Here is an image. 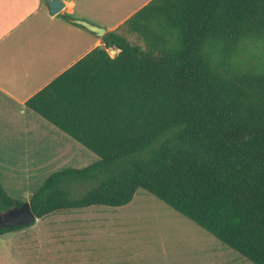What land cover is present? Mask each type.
I'll return each instance as SVG.
<instances>
[{
    "label": "trees",
    "instance_id": "trees-1",
    "mask_svg": "<svg viewBox=\"0 0 264 264\" xmlns=\"http://www.w3.org/2000/svg\"><path fill=\"white\" fill-rule=\"evenodd\" d=\"M122 26L144 47L107 31L26 101L98 157L49 175L32 212L119 208L143 190L264 264V0H151ZM23 203L0 183V215Z\"/></svg>",
    "mask_w": 264,
    "mask_h": 264
},
{
    "label": "crops",
    "instance_id": "crops-1",
    "mask_svg": "<svg viewBox=\"0 0 264 264\" xmlns=\"http://www.w3.org/2000/svg\"><path fill=\"white\" fill-rule=\"evenodd\" d=\"M60 1L63 8L52 16L45 0H0V164L3 166L13 162L12 153H24V158L32 153L34 160L54 158L53 144L62 141L65 134L28 109L26 101L92 49L103 45L102 37L66 21L63 16L102 27L105 32H118L128 18L151 0H132L135 7L126 13L122 11L121 0ZM48 216L36 219L31 227L1 235L0 264H85L82 259H27V256L32 248L42 250L50 245L54 249L65 236L79 243L88 230L101 227L102 210L87 208L58 215L49 226L48 239L40 238L39 231L34 239L22 237L25 232L39 228L37 224ZM71 252L78 254V249L61 252L59 248L51 254ZM102 264L202 263L196 259H102Z\"/></svg>",
    "mask_w": 264,
    "mask_h": 264
},
{
    "label": "rangeland",
    "instance_id": "rangeland-1",
    "mask_svg": "<svg viewBox=\"0 0 264 264\" xmlns=\"http://www.w3.org/2000/svg\"><path fill=\"white\" fill-rule=\"evenodd\" d=\"M121 2L124 13L135 7L132 0ZM118 32L132 44L144 47L140 38L129 34L123 26ZM52 154V159L34 160L32 153H28L26 158L23 157L24 153H12V163L6 166L0 164V183L7 195L28 202L49 175L65 169H82L98 160L96 155L66 135L58 144H53ZM91 209L102 210L101 227L88 230L79 243H75L73 237L68 239L65 236L60 244L54 245V249L60 248L61 252L76 248L78 254L52 255L54 249L49 245L42 250L32 248L27 259H82L85 264H102V259H196L202 264H252L143 190H138L132 202L126 206ZM72 211L49 215L37 224L39 228L25 232L22 237L34 239L39 231L40 238H50L49 226L54 219Z\"/></svg>",
    "mask_w": 264,
    "mask_h": 264
},
{
    "label": "water",
    "instance_id": "water-1",
    "mask_svg": "<svg viewBox=\"0 0 264 264\" xmlns=\"http://www.w3.org/2000/svg\"><path fill=\"white\" fill-rule=\"evenodd\" d=\"M45 2L48 12L52 16L59 13L64 6L60 0H45ZM75 23L94 33L97 37H102L105 34L104 28L92 25L86 21L76 20ZM36 219L29 202H24L20 208H13L0 215V228L28 225L36 221Z\"/></svg>",
    "mask_w": 264,
    "mask_h": 264
},
{
    "label": "built area",
    "instance_id": "built-area-1",
    "mask_svg": "<svg viewBox=\"0 0 264 264\" xmlns=\"http://www.w3.org/2000/svg\"><path fill=\"white\" fill-rule=\"evenodd\" d=\"M104 48L105 52L111 59H114L120 53V49L114 46H108Z\"/></svg>",
    "mask_w": 264,
    "mask_h": 264
}]
</instances>
